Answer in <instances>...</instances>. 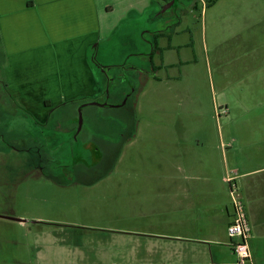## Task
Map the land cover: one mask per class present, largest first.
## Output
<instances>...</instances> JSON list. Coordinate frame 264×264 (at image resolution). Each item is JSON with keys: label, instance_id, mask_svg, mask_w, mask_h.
Returning <instances> with one entry per match:
<instances>
[{"label": "rangeland", "instance_id": "rangeland-1", "mask_svg": "<svg viewBox=\"0 0 264 264\" xmlns=\"http://www.w3.org/2000/svg\"><path fill=\"white\" fill-rule=\"evenodd\" d=\"M204 1L184 15L176 29L189 31L176 36L173 42L178 47L165 54L167 63L183 62L161 71L160 84L154 73H144L139 101L138 69L149 68L139 54L151 49L146 45L142 52L130 53L124 37L117 35L109 43L111 55L105 57L102 51L96 58L101 66L96 69L98 78L109 77L111 86L96 97L93 103L98 105L83 109L82 124L77 111L82 103L51 111L50 128L59 127L53 130L54 145L60 146L57 158L72 163L63 155L74 153L76 164L69 171L58 168L56 183L21 177L15 193L0 199V213L25 221L0 219V264H60L68 252L87 250L81 241L103 239L112 232L119 235L118 228L139 230V239L162 242L165 246L158 251H163L178 240L173 225L181 222L182 213L167 210L171 207L160 194L178 188L186 172L204 174L199 167L203 154L212 161L209 171L216 178L224 176L225 157L215 153L222 133L229 170L234 156L242 167L245 161L264 162V84L258 80L260 67L264 73V23L250 24L261 18L264 6H257L259 0H241V7L234 4L238 0H221L203 11ZM122 15L117 9L114 15L101 16L102 24H118ZM244 17L254 20L245 23ZM2 54L0 45V96L5 97ZM7 112L1 103V136L14 130L6 122ZM229 131L238 133L239 141L229 143ZM92 144L101 153L98 163L86 148ZM172 178L180 183L172 185ZM226 189L229 192L228 184Z\"/></svg>", "mask_w": 264, "mask_h": 264}, {"label": "crops", "instance_id": "crops-1", "mask_svg": "<svg viewBox=\"0 0 264 264\" xmlns=\"http://www.w3.org/2000/svg\"><path fill=\"white\" fill-rule=\"evenodd\" d=\"M202 1L0 0V45L7 89L27 111L43 114L42 118L69 104L93 99L108 80L106 76L98 78L96 69L101 66L96 68L95 57L102 51L105 57L111 55V38L124 37L130 53L142 52L146 45L151 52L156 49L157 55L162 51L173 52L178 47L174 38L189 31L188 27L176 28L183 23L184 15L196 10ZM204 3L203 11L215 5L207 7V2ZM234 4L242 6L241 0ZM257 6L264 3L259 0ZM117 9L123 11L120 24H102L101 16L114 15ZM263 14H258L261 18L255 20L244 17V22L254 20L250 24L261 25ZM123 24L128 26L124 28ZM188 34L193 39V35ZM157 36L161 37L157 45L148 42ZM169 38L171 43L167 41ZM182 62L156 61L155 82H163L159 78L161 71ZM258 74L259 82L264 84L261 67ZM48 103L49 107L43 106ZM221 136L215 153L219 158L220 154L225 157L224 176L216 178L209 171L212 161L203 154L199 167L204 174L195 170L190 174L186 172L178 188L160 194L161 200L171 207L167 210L177 209L182 213L181 222L173 225L178 240H172L165 250L158 251L165 246L162 242L142 241L137 234L139 230L118 228L119 235L110 231L111 235L103 239L81 241L86 243L87 250L68 252L61 257L60 264H238L232 249L234 239L228 234L235 198L242 200L247 208L254 264H264V162L249 164L245 161L243 168L234 156L229 170L228 146L223 133ZM238 137V133L229 131L227 141H239ZM176 179L172 178L170 183L179 184Z\"/></svg>", "mask_w": 264, "mask_h": 264}, {"label": "flooded vegetation", "instance_id": "flooded-vegetation-1", "mask_svg": "<svg viewBox=\"0 0 264 264\" xmlns=\"http://www.w3.org/2000/svg\"><path fill=\"white\" fill-rule=\"evenodd\" d=\"M160 40L161 37L157 36L154 40H149L148 42L152 43L153 45H155L156 43L157 45ZM167 41L171 43L170 38L167 39ZM155 52H157L156 49H154V52H145L141 55L143 58L146 59L149 68L146 69L145 67H139L138 69L139 71L137 73V81L139 83V93L136 96L138 101L142 92L145 89L144 73H147L149 71L154 73L153 79L155 80V75L157 72L156 58L164 62L166 60L165 51H162L161 54L158 55ZM96 58L98 59V57ZM97 59H95L96 62ZM96 66L98 68L97 64ZM100 70L101 68H99V71ZM2 83H4L3 88L6 90L8 96H0V104L5 102V105L8 109L6 122L12 126V129H14H8L9 132H12L11 134L6 133L2 136L0 135V137H2V143H0V199L7 200L10 198V195H13L15 193V188L18 187L19 178L25 177L26 180L29 178L38 179L44 177L50 180L51 182L56 183L58 181V176L56 175L58 168L61 167L64 171H69V167L76 164V157L74 153L72 154V156L71 154H62L66 159L71 157L72 163H70L69 160L67 162H62L60 161V159L58 160L57 157H60V155L58 154L59 152L57 149L60 146L54 145L55 140H57V136L53 134V130L57 128V130H59V127L55 129L50 128V114L52 112H50L46 118H40L30 113L11 96L7 89V84H5L4 81ZM146 83L148 84L149 81H147ZM110 86L111 79L108 77L107 84H105V87H103L91 101L94 102L96 97L102 95L103 89L106 93V87L110 88ZM126 93L127 91L120 92L119 95L124 96V94ZM127 95L128 97L132 96V94ZM91 101H84L81 105H79V108L85 104L92 103ZM96 102H98V100ZM122 106H125V104H123ZM0 125H2V121L0 122ZM80 130L81 129L79 128L77 129V132H73V141L74 135H76L77 138V134ZM76 141L78 142V139H76ZM47 144L49 145V147L46 146ZM86 145H88V143H86ZM52 147L54 148V151ZM86 148H89L88 151L91 153L93 161L95 163H98L101 160V153H99L98 149H96L93 144L90 147L86 146ZM32 159L35 160L32 161ZM35 161L36 163H34ZM56 162L57 164H55ZM81 162L85 163V159H82ZM4 217L13 216H10V214L6 212L0 213V219L9 220Z\"/></svg>", "mask_w": 264, "mask_h": 264}, {"label": "built area", "instance_id": "built-area-1", "mask_svg": "<svg viewBox=\"0 0 264 264\" xmlns=\"http://www.w3.org/2000/svg\"><path fill=\"white\" fill-rule=\"evenodd\" d=\"M232 181L231 176L228 177ZM233 219L228 226V234L233 240L232 249L238 264H254L250 249L249 239L251 235L250 222L247 208L242 200L237 198L233 201Z\"/></svg>", "mask_w": 264, "mask_h": 264}, {"label": "water", "instance_id": "water-1", "mask_svg": "<svg viewBox=\"0 0 264 264\" xmlns=\"http://www.w3.org/2000/svg\"><path fill=\"white\" fill-rule=\"evenodd\" d=\"M96 59V57H95ZM90 105H98L97 103H88V104H85L83 105L82 107L79 108L78 110V120H79V123L82 124L83 122V108L86 107V106H90ZM6 219H9V220H13V221H18V222H25L24 220H21V219H17V218H14V217H4Z\"/></svg>", "mask_w": 264, "mask_h": 264}, {"label": "trees", "instance_id": "trees-1", "mask_svg": "<svg viewBox=\"0 0 264 264\" xmlns=\"http://www.w3.org/2000/svg\"><path fill=\"white\" fill-rule=\"evenodd\" d=\"M219 0H210L206 3V6L207 7H211L213 6L214 4H216ZM156 44V43H155Z\"/></svg>", "mask_w": 264, "mask_h": 264}]
</instances>
